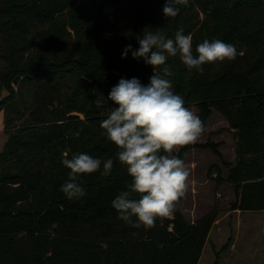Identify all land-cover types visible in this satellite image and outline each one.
I'll list each match as a JSON object with an SVG mask.
<instances>
[{
  "label": "trees",
  "instance_id": "trees-1",
  "mask_svg": "<svg viewBox=\"0 0 264 264\" xmlns=\"http://www.w3.org/2000/svg\"><path fill=\"white\" fill-rule=\"evenodd\" d=\"M165 3L0 0V114L8 136L0 153V264H199L216 208L194 224L176 212L145 230L119 220L112 207L131 178L100 122L121 78L147 85L154 75L143 59L131 53L122 59L127 45L139 47L145 30L174 37L183 27L194 49L205 39L236 46L235 60L206 64L203 74L189 72L178 56L166 62V78L206 128L213 112L228 122L236 164L224 162L223 144L210 138L176 155L184 160L190 150H210L228 169L226 178L218 166L211 170L217 187L234 188L231 210L264 212V0H186L168 19ZM121 9L130 18V35L112 22ZM100 95L104 107L97 109L93 101ZM76 130H82L78 138ZM65 152L111 157L113 171L85 176L87 195L69 200L60 191L70 171L61 163Z\"/></svg>",
  "mask_w": 264,
  "mask_h": 264
},
{
  "label": "clouds",
  "instance_id": "clouds-1",
  "mask_svg": "<svg viewBox=\"0 0 264 264\" xmlns=\"http://www.w3.org/2000/svg\"><path fill=\"white\" fill-rule=\"evenodd\" d=\"M186 0H166L163 13L168 19L179 15ZM139 47L127 45L122 59L131 53L133 59H143L153 66L154 75L145 85L133 77L121 78L113 86L107 100L111 109L100 122L102 135L113 143L118 151L116 160L131 178L125 189L112 201L117 218L135 229L154 226L156 220L172 215L176 203L185 196L191 175L185 161L175 153L180 148L195 145L206 132L202 119L185 106L184 98L173 89L166 77L171 76L167 66L169 57H179L189 72L203 74L204 65L223 63L237 58L235 45L221 39L208 40L193 47L191 34L185 35L183 27L174 37H167L158 29L144 31L138 37ZM163 67V75L158 71ZM100 95L93 103L97 109L104 107ZM82 130L72 133L79 137ZM61 161L69 169L68 179L60 191L69 200H79L87 195L82 179L99 172L111 175L114 159H101L84 152H65Z\"/></svg>",
  "mask_w": 264,
  "mask_h": 264
},
{
  "label": "rangeland",
  "instance_id": "rangeland-1",
  "mask_svg": "<svg viewBox=\"0 0 264 264\" xmlns=\"http://www.w3.org/2000/svg\"><path fill=\"white\" fill-rule=\"evenodd\" d=\"M112 22L117 24L118 29L129 31L127 35L134 32L130 26V18L122 9L112 18ZM7 94L5 92L4 96ZM192 111L197 114L195 107ZM228 127V122L219 113L213 112L206 128L211 135H202L196 144H205L209 138L215 143L223 144L219 149L223 161L235 165L236 139L233 133L227 130ZM4 130L5 115L2 112L0 153L8 140ZM184 161L191 173L185 196L176 203L172 215L161 218H171L176 212H181L188 222H192L203 218L216 208L219 212L218 219L199 264H264V212L231 210V204L236 200L235 190L228 184L217 187V171L211 170L218 166L222 177L226 178L228 169L210 150H190Z\"/></svg>",
  "mask_w": 264,
  "mask_h": 264
},
{
  "label": "crops",
  "instance_id": "crops-1",
  "mask_svg": "<svg viewBox=\"0 0 264 264\" xmlns=\"http://www.w3.org/2000/svg\"><path fill=\"white\" fill-rule=\"evenodd\" d=\"M200 219V218H199ZM198 220V219H197ZM197 220H195V221H192V222H190V223H192V224H194Z\"/></svg>",
  "mask_w": 264,
  "mask_h": 264
}]
</instances>
